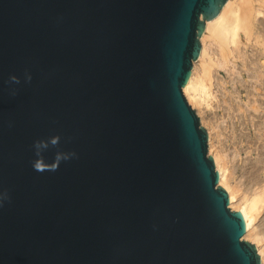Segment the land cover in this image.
Instances as JSON below:
<instances>
[{
  "label": "water",
  "instance_id": "95a60500",
  "mask_svg": "<svg viewBox=\"0 0 264 264\" xmlns=\"http://www.w3.org/2000/svg\"><path fill=\"white\" fill-rule=\"evenodd\" d=\"M229 0H0V264H261L183 89Z\"/></svg>",
  "mask_w": 264,
  "mask_h": 264
},
{
  "label": "bare ground",
  "instance_id": "6f19581e",
  "mask_svg": "<svg viewBox=\"0 0 264 264\" xmlns=\"http://www.w3.org/2000/svg\"><path fill=\"white\" fill-rule=\"evenodd\" d=\"M257 1L259 3L263 0ZM256 5L254 4V0H229L228 8L220 10V17L211 19L208 30L203 37L200 60L191 71L187 85L183 90L191 104L200 107L203 102L209 105L210 96H215L211 92L214 72L217 73V71L212 69L214 66L226 68L231 75L238 73L242 77V79L238 78V81H236L235 77L231 78V81L237 86L236 90L234 89L235 91L230 90L226 86L230 81L229 79V81H221L220 77H218V86H221L226 91L223 90L225 93L222 92L223 95L219 98V107L225 104V109L230 115L226 116L230 118L232 116V119L238 118L237 122H234L233 125L236 126L241 119L240 125H245V129L253 127L257 133L252 135L249 132L248 135L241 134L240 137L239 135L237 137L233 135L236 141L234 142L235 155L233 154L232 156L228 152L229 146L226 147L227 144H223V140H219L220 137L218 138L219 142L216 143L217 145L219 143V145H216L217 147L212 150V147L215 146L213 145L215 143L213 142L214 136L217 134V136H220L221 134L219 132L216 134L212 132L218 128L215 121H207L203 117L202 124L209 123V126H211L209 127L211 129L207 128L208 138H210L211 143L209 151L214 159L216 170L219 173V185L228 192L230 208L242 213L246 222L244 240L256 246L261 264H264V218L263 222H260L264 215V22L262 23L259 20V24H254V18L264 12L262 9L264 4L261 2L262 7ZM240 30H244L248 35L247 39L250 40L251 36L255 34L256 43H261L263 46H261V50L255 49L256 52L253 54H249L248 50L243 51L239 45L243 43L239 35ZM238 36L239 38H237ZM210 37L212 41L216 42L218 47L215 51V54H218L217 58L215 56L216 59L212 58L210 56L212 54L209 55L208 52L209 46L206 39ZM231 43L235 44L234 48L228 46ZM207 56H210L209 59ZM232 56L235 59L242 60V67L236 64L239 61L234 62V68L231 67L232 60L234 59H231ZM236 67H241V70L237 71ZM245 75H248L250 79L252 78L253 82L251 81L252 79L250 80L251 82L245 80ZM243 91L247 94H245L246 100L242 95ZM220 102H223V105ZM199 112L204 113L201 108ZM246 141L248 148L251 149L249 152L258 150L259 157L248 161L246 166L245 164L238 165L234 163V160L244 152L243 143Z\"/></svg>",
  "mask_w": 264,
  "mask_h": 264
},
{
  "label": "rangeland",
  "instance_id": "374dc122",
  "mask_svg": "<svg viewBox=\"0 0 264 264\" xmlns=\"http://www.w3.org/2000/svg\"><path fill=\"white\" fill-rule=\"evenodd\" d=\"M257 2V3H256ZM261 2L264 4V0L263 1H260L259 3H258V1L257 0H254V4L256 5V6H261ZM262 7V6H261ZM262 9H263V11H264V6L262 7ZM257 17V18H256ZM255 18H254V24H259V20L263 23L264 22V12L262 13V14H259L258 16H256ZM256 21V22H255ZM260 27H261V25H260ZM256 32V31H255ZM239 35H240V37H241V40H242V42L243 43H241V44H239L240 45V48H242L243 49V51H247L248 50V53L249 54H253L254 52H256V50L255 49H258V51H260L261 50V48L263 47L262 45H261V43H256L257 42V40L255 39L256 38V35L254 34V35H252L251 36V40L250 39H247L248 38V35L245 33V31L244 30H240L239 31ZM255 36V37H254ZM237 38H239V36L237 37ZM207 40V43H208V46H209V55L210 54H212V55H210L212 58H215V56H216V58H217V55L215 54V51H216V49L218 48L217 47V45H216V42H214V41H212V38L210 37V38H207L206 39ZM212 41V42H211ZM247 42V43H246ZM210 44V45H209ZM212 44H213V46H212ZM215 44V45H214ZM228 46H230L231 48H234V46H235V44H233V43H231V45L229 44ZM247 46V47H246ZM262 46V47H261ZM215 49V50H214ZM253 50V51H252ZM251 51H252V53H251ZM209 56V57H210ZM209 57L207 56V58L209 59ZM215 58V59H216ZM232 58H234L233 60H232V65H231V67H233L234 68V66L233 65H235L234 64V62H236V61H239V62H236V64L239 66H241L242 67V60H240V59H235V57H231V59ZM235 60V61H234ZM240 63V64H239ZM236 65V66H237ZM241 67H239V68H237L236 67V70L237 71H240L241 70ZM213 70H215V71H217V73L216 72H214V79H213V87H212V89H211V92L215 95V96H217V97H215V96H210V98H209V105H207V103H205V102H203L202 103V105L200 106V107H198V106H193L192 104H191V102L189 101V98H187V96H186V93H185V91L183 90V92L185 93L184 95L186 96V98H187V100H188V103L191 105V106H193L192 108L196 111V113H197V115H198V117L200 118V121H201V125L207 130V132H208V129H211V128H209V127H211V126H209V123H207V124H205V125H203L202 123H203V121H202V119H203V117H205V119H207V121L208 120H211V121H215V123H216V125L218 126V128H217V130L215 131V130H213L212 132H214L215 134L217 133V132H219V133H221L220 134V136H214L215 138L213 139V142H215V143H213V145H215L214 147H212V150H214L215 149V147H217L218 145H219V143H218V145L216 144L217 142H219V140L220 141H222L223 142V144H227L226 145V147H228V149H229V153L233 156V154L235 153V149H234V142L236 141V138L235 137H237V135H239V137L241 136V134L242 135H248L249 134V132L252 134V135H255L257 132L254 130V128L252 127V128H250V129H245L244 128V126L245 125H240L239 123H240V121H242L241 119H240V121H239V123L238 124H236V126L235 125H233L234 124V122H237V120H238V118H236V119H232V116H231V118L229 117L230 115L228 114V111H226V105L224 104L223 105V102H220V104H222L223 106L222 107H219V98H221L222 97V95H223V93L222 92H224L225 90H224V88H222L221 86H218V77H220V79H221V81H227L228 79L230 80H228L229 82V84L227 83L226 84V86L230 89V90H236V88H237V86H236V84H234L232 81H231V78H236L237 80L236 81H238L239 79H242V77L238 74V73H235L234 75H231V73H229L228 71H227V69L226 68H223V67H218V66H214L213 68H212ZM226 69V70H225ZM228 73V74H227ZM216 74V75H215ZM238 75H239V77H238ZM231 76V77H230ZM245 77V80H249V82H253V79L251 80L250 79V77H248V75H245L244 76ZM224 78V79H223ZM239 78V79H238ZM251 80V81H250ZM254 81H255V79H254ZM231 83V84H230ZM241 85V84H240ZM219 88V89H218ZM233 88V89H232ZM221 92H220V91ZM224 90V91H223ZM234 90V91H235ZM226 92V91H225ZM224 92V93H225ZM246 92L245 91H243L242 92V95L244 96V99L246 100ZM237 95V94H236ZM227 96V95H226ZM210 103H211V105H210ZM200 108L204 111V113H200L199 111H200ZM226 112H225V111ZM206 112V113H205ZM227 113V114H226ZM218 115V116H217ZM226 115H229V116H226ZM211 117V118H210ZM230 118V119H229ZM219 119V120H218ZM230 122V123H229ZM232 122V123H231ZM231 124V125H230ZM228 125V126H227ZM238 126V127H237ZM240 127H241V129H240ZM208 128V129H207ZM220 128V129H219ZM234 129V130H233ZM243 129V130H242ZM235 130H236V132H235ZM246 130V131H245ZM242 131H243V133H242ZM213 133V134H214ZM232 133H234V134H232ZM235 137H234V136ZM220 137V138H219ZM234 137V138H233ZM218 138H219V140H218ZM210 138H208V155H211V153H210V145H211V143H210V140H209ZM232 139V140H231ZM217 145V146H216ZM243 145H244V149H243V153L240 155V156H237L236 158H235V160H234V163H237L238 165H244L245 164V166L247 165V163H248V161H250V160H254V159H257L258 157H259V154H258V150H255L254 152L252 151V152H249L251 149H249L248 148V144H247V141L246 142H244L243 143ZM246 148V149H245ZM235 155V154H234ZM257 157V158H256ZM263 218H264V215L262 216V218H261V221L260 222H263Z\"/></svg>",
  "mask_w": 264,
  "mask_h": 264
}]
</instances>
